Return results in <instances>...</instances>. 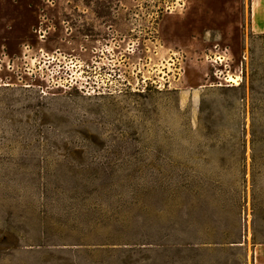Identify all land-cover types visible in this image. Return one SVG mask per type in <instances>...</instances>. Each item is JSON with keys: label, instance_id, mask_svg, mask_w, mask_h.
Returning <instances> with one entry per match:
<instances>
[{"label": "rangeland", "instance_id": "374dc122", "mask_svg": "<svg viewBox=\"0 0 264 264\" xmlns=\"http://www.w3.org/2000/svg\"><path fill=\"white\" fill-rule=\"evenodd\" d=\"M0 264H264V0H0Z\"/></svg>", "mask_w": 264, "mask_h": 264}, {"label": "bare ground", "instance_id": "6f19581e", "mask_svg": "<svg viewBox=\"0 0 264 264\" xmlns=\"http://www.w3.org/2000/svg\"><path fill=\"white\" fill-rule=\"evenodd\" d=\"M229 82H234L235 84H237L238 83V79H236V78H229V80H228Z\"/></svg>", "mask_w": 264, "mask_h": 264}]
</instances>
